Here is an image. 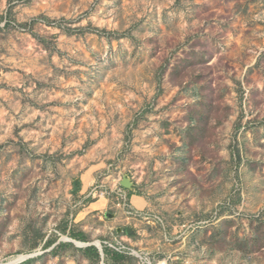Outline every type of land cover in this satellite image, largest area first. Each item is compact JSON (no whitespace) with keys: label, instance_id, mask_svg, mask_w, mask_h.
Returning <instances> with one entry per match:
<instances>
[{"label":"rangeland","instance_id":"obj_1","mask_svg":"<svg viewBox=\"0 0 264 264\" xmlns=\"http://www.w3.org/2000/svg\"><path fill=\"white\" fill-rule=\"evenodd\" d=\"M90 169L160 198L134 264H264V0H0V264H91L37 246Z\"/></svg>","mask_w":264,"mask_h":264},{"label":"crops","instance_id":"obj_2","mask_svg":"<svg viewBox=\"0 0 264 264\" xmlns=\"http://www.w3.org/2000/svg\"><path fill=\"white\" fill-rule=\"evenodd\" d=\"M149 153H152V151L148 150ZM91 171V178L90 182H88V176L89 172L82 177L81 181L79 182V187L76 188L79 189L77 197H79V194L82 195L79 198L83 202V206L81 208H78L77 210L70 211V214L65 217L64 220L60 221L61 224L57 227V234L61 236V238H58L57 235H51L48 238L45 237L42 242H40L37 246L41 247L42 250H46V252H52L53 249L59 244V243H72L74 247L78 248H85L88 246H91L93 242H100L101 245L104 244L106 241L107 236H104L105 234L111 235L112 233L110 231L115 230V234H120L124 237V241L128 247H135L137 248L138 252L142 254V256L146 257L147 259H150V256H152L151 260L157 261L159 260V255L161 254L162 249L160 247H168L170 246L172 240L175 238L172 236L171 230H166V225L163 224V221L160 219V217L155 216V220L151 223H145V222H138L134 223V225H129L124 221V216L120 211H116L112 214L109 210L112 208V199L109 197H99V198H92V200L87 199L88 193L91 189V187L96 183V179L94 177V174L97 170L90 169ZM107 183H110L107 182ZM150 186L149 181H144L143 183H134L132 189H125L130 205L136 209V210H148V211H154L156 201L160 200V198L155 196V192L148 189ZM79 201L78 203L80 204ZM75 202V201H74ZM77 203V204H78ZM139 205H142V207H139ZM75 208V207H74ZM112 212V211H111ZM111 218H114V221H117L120 225H117L114 227L113 222L111 221L110 224L106 221ZM157 218L160 222V224L157 221ZM159 226L163 227V232L159 230ZM170 226V224H168ZM115 228V229H114ZM156 229H158V233L156 232ZM73 231L76 234H79L84 237V241H79L76 239H73L70 237V232ZM64 235L69 237L72 241H68L64 239ZM161 237L162 241L164 240L165 244L161 245ZM159 238V239H158ZM48 239H55L56 241L53 243V245L49 248L44 249L45 243ZM149 239V240H147ZM76 242L84 243L85 246L80 247L76 244ZM149 242H151V246L153 248H146V252L142 251V247H148L146 246ZM95 246V245H93ZM106 246L105 244L102 245L104 248ZM69 248H66L64 250H68ZM104 251V249H103ZM136 251V250H135ZM60 254V253H59ZM57 254V255H59ZM130 255V254H129ZM158 255V256H156ZM134 256V255H132ZM141 256V257H142ZM104 260V259H103ZM157 261V262H158ZM105 262V261H104ZM161 263V262H159ZM158 263V264H159ZM163 264V263H161ZM165 264V263H164Z\"/></svg>","mask_w":264,"mask_h":264},{"label":"built area","instance_id":"obj_3","mask_svg":"<svg viewBox=\"0 0 264 264\" xmlns=\"http://www.w3.org/2000/svg\"><path fill=\"white\" fill-rule=\"evenodd\" d=\"M123 178L119 177V179H116V183L113 184V187H106L103 181L95 183L89 191L87 197L96 198L97 196H106L111 198L112 209L120 211L124 216V221L129 225H134V223L138 222L151 223L154 221L155 216L150 211L136 210L130 205L126 190L120 184ZM104 244L117 252L130 255L136 254L138 257L142 258L134 249L126 245L124 237L120 234H115L111 241H105Z\"/></svg>","mask_w":264,"mask_h":264},{"label":"trees","instance_id":"obj_4","mask_svg":"<svg viewBox=\"0 0 264 264\" xmlns=\"http://www.w3.org/2000/svg\"><path fill=\"white\" fill-rule=\"evenodd\" d=\"M44 19L46 20V23L48 25H53V24L58 25L57 23H55L54 21L48 18H44ZM100 33L102 34L103 31ZM79 185L80 184L78 183V187ZM78 192H79V189L75 194L77 195ZM89 200H92V199H89ZM70 237H72L73 239L79 240V241H84L83 236L76 234L73 231L70 232ZM55 241H56L55 239H48L45 243L44 249L51 247ZM66 248H69V249L71 248L75 251H80L84 255V257H86L90 261L91 264H98L99 262L102 261V257H101V253L99 249L93 245L85 247L83 249H76V247H74L72 243H62L61 242L53 249L52 253L54 255H57ZM34 249H36V247ZM103 249H104V261L106 264H134V262L136 261L132 255L117 252L116 250L108 246H104ZM33 260L35 259L34 258L28 259L24 264H29Z\"/></svg>","mask_w":264,"mask_h":264},{"label":"water","instance_id":"obj_5","mask_svg":"<svg viewBox=\"0 0 264 264\" xmlns=\"http://www.w3.org/2000/svg\"><path fill=\"white\" fill-rule=\"evenodd\" d=\"M121 186L123 187V188H125V189H132V187H133V182H132V180L129 178V177H127V176H125L123 179H122V181H121ZM68 241H72L70 238L68 239ZM91 245H95L98 249H99V251H100V253H101V257H102V263L103 264H106L105 262H104V251H103V247H102V245H101V243L100 242H93ZM32 256H27L26 257V259L27 258H31ZM26 259H24V260H26ZM23 260V261H24ZM22 262V261H21ZM21 262H19V263H21ZM19 263H17V264H19Z\"/></svg>","mask_w":264,"mask_h":264},{"label":"bare ground","instance_id":"obj_6","mask_svg":"<svg viewBox=\"0 0 264 264\" xmlns=\"http://www.w3.org/2000/svg\"><path fill=\"white\" fill-rule=\"evenodd\" d=\"M15 262V261H14Z\"/></svg>","mask_w":264,"mask_h":264}]
</instances>
